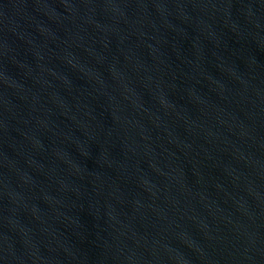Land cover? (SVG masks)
Returning <instances> with one entry per match:
<instances>
[{"label": "water", "instance_id": "water-1", "mask_svg": "<svg viewBox=\"0 0 264 264\" xmlns=\"http://www.w3.org/2000/svg\"><path fill=\"white\" fill-rule=\"evenodd\" d=\"M0 264H264V0H0Z\"/></svg>", "mask_w": 264, "mask_h": 264}]
</instances>
